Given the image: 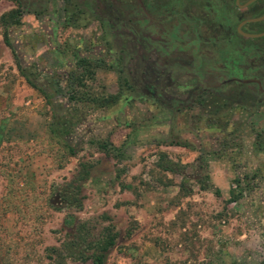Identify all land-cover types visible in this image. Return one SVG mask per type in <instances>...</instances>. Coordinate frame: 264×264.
Returning a JSON list of instances; mask_svg holds the SVG:
<instances>
[{"label":"rangeland","instance_id":"rangeland-1","mask_svg":"<svg viewBox=\"0 0 264 264\" xmlns=\"http://www.w3.org/2000/svg\"><path fill=\"white\" fill-rule=\"evenodd\" d=\"M23 1L19 23H0V264H47L46 248L80 221L92 236L109 223L118 231L103 264H264V94L221 86L228 74L264 78V64L252 65L260 43L229 39L201 54V34L179 33L180 21L168 27L172 16L165 26L141 19L149 52L122 61L120 39L86 3ZM16 6L0 0V15ZM13 51L75 123L77 155L48 131L46 99ZM199 85L215 91L189 107L150 95L176 101ZM91 138L121 155L98 151ZM81 161L90 175L76 180ZM230 189L242 195L228 201ZM67 194L77 197L70 206Z\"/></svg>","mask_w":264,"mask_h":264},{"label":"flooded vegetation","instance_id":"flooded-vegetation-1","mask_svg":"<svg viewBox=\"0 0 264 264\" xmlns=\"http://www.w3.org/2000/svg\"><path fill=\"white\" fill-rule=\"evenodd\" d=\"M78 2L75 8H79L86 3V9L95 11L97 19L109 31L114 32V36L120 39V51L122 61L133 58L141 50V56H146L149 52L148 44L139 38V31L136 30L135 22L147 20L165 26L164 17L172 16L174 19L168 22V27L180 21L179 33H199L202 41L199 45L201 54H208V49L219 51L221 43L229 39L231 41L243 42L246 47L252 42L255 45L257 58L252 62L253 67L264 64V35L257 37L246 36L244 33L264 32V0H73ZM76 5V4H75ZM29 9V8H28ZM141 18H140V17ZM261 17V18H259ZM259 18V19H257ZM254 19V20H253ZM256 19V20H255ZM175 24V25H174ZM171 29L157 30L155 33H169ZM203 33H206L203 35ZM259 54H258V53ZM206 67V66H205ZM204 67V68H205ZM226 68L224 66H220ZM246 68V67H245ZM208 69V67L206 68ZM249 78L260 81V87L255 81H239ZM127 79L129 85L132 80ZM222 83L236 84V86H253L255 92L264 94V78L259 76H238L228 74ZM202 86V85H199ZM206 87V86H204ZM213 88V87H209ZM193 91V90H192ZM192 91L187 98L190 102L187 105L179 100L170 99L171 105L191 106L194 96ZM215 91V90H214ZM157 93V94H156ZM153 99L162 103L164 96L160 90L150 93ZM192 96V97H191ZM260 96V95H259ZM186 99V98H184ZM166 105V104H163Z\"/></svg>","mask_w":264,"mask_h":264},{"label":"trees","instance_id":"trees-1","mask_svg":"<svg viewBox=\"0 0 264 264\" xmlns=\"http://www.w3.org/2000/svg\"><path fill=\"white\" fill-rule=\"evenodd\" d=\"M16 2L17 6L11 10L3 12L0 15V23L2 25L7 24H17L20 22V17L23 12L28 10V5L24 3L23 0H13ZM73 1V0H72ZM76 6L80 5L78 2L75 3ZM37 13V10L35 11ZM4 42L10 46V41L8 38V33L4 30L3 33ZM13 56L16 59V65L19 73L25 78L26 82L33 88L41 91L46 99V103L50 109V121L47 125L48 131L60 143L67 154L74 156L77 155L84 149V142L81 139H75L73 136L74 124L71 117L62 109L61 102L57 99L55 94H51L47 88H44L41 80L32 76L21 64L16 53L13 51ZM80 64L84 67L86 66V59L81 58ZM127 81V79H125ZM82 79H80V82ZM226 83H222L225 85ZM215 88H209L204 86L196 87L192 91V96L202 95L214 92ZM261 95L258 90H256ZM50 93V94H49ZM157 94V93H156ZM191 96V97H192ZM76 98L75 95H69V99ZM184 104L190 102V98L180 99ZM163 104L171 105L170 101L167 99L162 100ZM98 151H102L106 154H111L113 156L119 157L121 155L120 148L110 142L108 139L102 138H91L89 140ZM166 143H181L178 139H165ZM80 169L78 171L76 180L85 179L90 175L88 162L81 161ZM165 167V166H164ZM169 168V167H168ZM171 168V167H170ZM236 185L240 184V179H235ZM76 191L80 190V185L75 186ZM216 192L217 189H216ZM242 193L239 191L236 193L235 189H230V197L228 201L237 200ZM67 201V205L70 206L77 199V197L67 194L64 197ZM118 237V231L114 229L112 223L105 225L102 230L96 236H92L89 227L85 221H80L76 224L74 231L72 233H67L64 240H62L58 246L51 245L46 248L45 256L48 258L47 264H66L67 259L86 261L90 260L92 264H103L108 251L115 245L116 239Z\"/></svg>","mask_w":264,"mask_h":264},{"label":"water","instance_id":"water-1","mask_svg":"<svg viewBox=\"0 0 264 264\" xmlns=\"http://www.w3.org/2000/svg\"><path fill=\"white\" fill-rule=\"evenodd\" d=\"M261 18V17H259ZM257 18V19H259ZM254 20V19H253ZM256 20V19H255ZM246 36H250V37H257V36H262L264 35V32L263 33H244ZM235 80H239V81H255L258 86L260 87V81L259 80H254V79H249V78H244V79H240V78H237V77H233Z\"/></svg>","mask_w":264,"mask_h":264}]
</instances>
